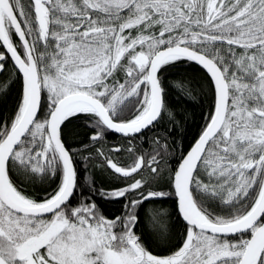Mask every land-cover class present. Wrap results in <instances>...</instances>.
<instances>
[{"label":"snow or ice","instance_id":"obj_1","mask_svg":"<svg viewBox=\"0 0 264 264\" xmlns=\"http://www.w3.org/2000/svg\"><path fill=\"white\" fill-rule=\"evenodd\" d=\"M5 74L0 264H264V0H0ZM171 90L209 101L178 156Z\"/></svg>","mask_w":264,"mask_h":264},{"label":"trees","instance_id":"obj_2","mask_svg":"<svg viewBox=\"0 0 264 264\" xmlns=\"http://www.w3.org/2000/svg\"><path fill=\"white\" fill-rule=\"evenodd\" d=\"M168 77V81L172 82L174 80H179L181 78L184 79H193L194 81H199L201 77V70L198 66L194 64H189L184 62L180 64L177 68L171 69L169 72L165 73ZM191 76V77H190ZM6 78V74L4 76H0V80ZM15 96V90H13L12 95L7 97L5 102L0 104V110L7 111L11 107L12 99ZM168 103L169 105L174 107V110L178 112L180 115L178 117L180 123L176 127L170 139L175 140V153L174 155H179V150L181 146L186 152L190 145L194 142V139L197 137L200 126L203 124L204 114L208 111L209 101L207 96L197 94L196 99H184L177 95L176 90H171L168 93ZM82 124V122H81ZM81 124H73L70 125L67 131V140L73 147L79 146V141L85 138L86 128L81 126ZM165 126L171 130L172 125L167 124L165 121ZM158 131L163 135L164 129H158ZM149 135H152L151 133ZM108 143L112 144L116 142V139L112 136H109ZM94 178L97 181L98 185H106L108 183V178L101 173L99 169L94 170ZM39 187V186H37ZM49 191L51 189H48ZM28 191L34 195L43 196V192H37L36 188L30 187ZM85 195L88 194V189L86 187L83 188ZM77 197H79V190L77 191ZM76 201H74V204ZM105 214H118L119 205L115 204H105ZM163 207L169 208L171 210V201L166 202ZM180 231L179 227H177V233ZM153 251H158L155 245H150Z\"/></svg>","mask_w":264,"mask_h":264},{"label":"bare ground","instance_id":"obj_3","mask_svg":"<svg viewBox=\"0 0 264 264\" xmlns=\"http://www.w3.org/2000/svg\"><path fill=\"white\" fill-rule=\"evenodd\" d=\"M191 77V76H190Z\"/></svg>","mask_w":264,"mask_h":264}]
</instances>
